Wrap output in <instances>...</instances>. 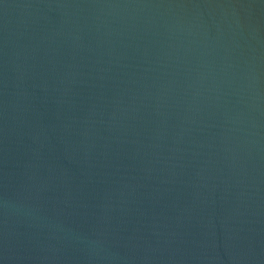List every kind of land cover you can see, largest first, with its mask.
<instances>
[{
    "label": "water",
    "instance_id": "1",
    "mask_svg": "<svg viewBox=\"0 0 264 264\" xmlns=\"http://www.w3.org/2000/svg\"><path fill=\"white\" fill-rule=\"evenodd\" d=\"M0 264H264V0H0Z\"/></svg>",
    "mask_w": 264,
    "mask_h": 264
}]
</instances>
